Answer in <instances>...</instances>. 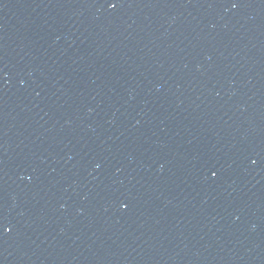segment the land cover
Returning <instances> with one entry per match:
<instances>
[{
	"label": "water",
	"instance_id": "obj_1",
	"mask_svg": "<svg viewBox=\"0 0 264 264\" xmlns=\"http://www.w3.org/2000/svg\"><path fill=\"white\" fill-rule=\"evenodd\" d=\"M0 264H264V0H0Z\"/></svg>",
	"mask_w": 264,
	"mask_h": 264
},
{
	"label": "snow or ice",
	"instance_id": "obj_2",
	"mask_svg": "<svg viewBox=\"0 0 264 264\" xmlns=\"http://www.w3.org/2000/svg\"><path fill=\"white\" fill-rule=\"evenodd\" d=\"M113 7H115V5H112ZM234 7L236 6V5H233ZM213 175H216V173H213Z\"/></svg>",
	"mask_w": 264,
	"mask_h": 264
}]
</instances>
